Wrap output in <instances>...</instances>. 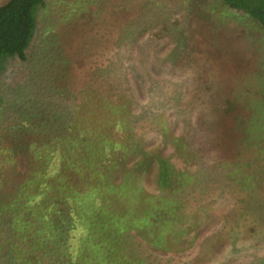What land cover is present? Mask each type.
Listing matches in <instances>:
<instances>
[{
  "label": "trees",
  "instance_id": "obj_1",
  "mask_svg": "<svg viewBox=\"0 0 264 264\" xmlns=\"http://www.w3.org/2000/svg\"><path fill=\"white\" fill-rule=\"evenodd\" d=\"M196 1L188 0L192 11ZM217 1L221 8H212L218 12L208 7L194 21L211 22L214 28L211 14L233 16L248 29L264 32V0ZM43 5L44 0L0 4V63L8 57L27 60ZM164 15L148 34H140L137 26L131 34L134 25L127 32L118 28L123 33L112 35L107 62L73 92L78 113L60 105L45 120V129L36 121L35 134L9 145L11 154L24 157L16 184H6L9 193L0 190V264H172L170 253L201 239L193 256L198 264L215 257L230 240L229 223L213 230L206 223L220 211L215 208L219 203L240 192L247 195L239 206L253 208L264 228V121L256 127L259 114L246 107L243 92L235 96L233 88L220 91L208 82L202 99L193 104L183 102V88L172 90L162 79L156 87L160 95L144 101V108L134 98L133 84L126 85L127 52L134 50L138 64L148 48L147 59L156 65L153 47L171 45L174 50L159 60L163 69L188 56L184 48L192 36L202 38L190 34L185 44L182 38L178 43L168 20L179 23ZM243 87L247 91L254 83ZM70 92L65 89L64 96ZM104 113L111 119L101 117ZM149 131L159 141L146 146L142 142ZM252 227L246 230L250 236ZM249 245L253 253L237 251V256L245 252L251 258L236 264H264V245Z\"/></svg>",
  "mask_w": 264,
  "mask_h": 264
},
{
  "label": "rangeland",
  "instance_id": "obj_2",
  "mask_svg": "<svg viewBox=\"0 0 264 264\" xmlns=\"http://www.w3.org/2000/svg\"><path fill=\"white\" fill-rule=\"evenodd\" d=\"M5 1L0 0V4ZM157 1L44 0V5L40 6L36 14L37 28L27 50V60L20 61L17 57H8L0 63V190H3L2 194L10 192V187L6 184L15 185L18 181V164L24 157L20 152L11 154L9 145L24 136L28 139L35 134L36 129L39 128L35 124L36 121H39L38 124L41 123V127L45 129V120L51 115L50 113L58 111L60 105H68L70 110L78 113L77 103L72 97L73 92L77 90L80 80L81 82L85 79L90 80L93 69L99 65L104 66V62H107L112 35L123 33L119 32L118 28H123L122 30L127 32V28L131 31L134 25L131 34L136 32V26L140 32L142 31L140 34H148L155 24L164 22V18H167L164 13H167L172 21L176 19L179 23L175 25L168 20L171 26L170 34H178V43L182 38L185 44L190 34L196 33L202 38L197 40L196 36H192L184 48L188 56L186 55L184 60L177 64L173 61L170 65L166 64L163 69L158 66L161 63L159 60L165 59L166 54L174 50L171 45L158 44L153 47L155 58L157 56L158 59L156 65L151 57L147 59L150 52L148 48H144L142 59L137 61L138 64L132 58L135 54L134 50L127 52L124 72L127 71L126 75L123 72V76H127L126 85L133 84L136 102L145 108L144 101L156 99L155 94L160 95L156 87L162 79L167 81L168 86H172V90L183 88L185 93L182 99L187 103L197 97L202 99L204 87L208 82H212L214 88L220 91L226 90V87L233 88L235 96L243 92L246 97L245 102L248 101L246 107L254 108L259 114L254 117V122H257L256 127L259 121H264V84H261L264 81V32L248 29L244 23H241L240 18L233 16L217 18L211 14L216 24L214 28L210 27L211 22L194 21V17L204 15L203 12L207 11L208 7V10L218 12L217 8H212H221L217 0H197L195 11L189 8L188 0H160L162 3ZM119 5H124L125 8L120 9ZM162 5L164 6L160 11ZM200 41L203 44H200ZM129 64L134 66L132 71ZM135 75L137 78L133 80ZM252 82L254 88L248 87L249 89L245 91L243 85ZM67 88L71 90L70 96H64ZM229 95L232 96L231 93ZM55 97L61 99H57L53 104L50 101ZM36 103H42L43 106L46 104L48 109L39 108ZM49 103L51 107L48 106ZM197 103L199 100H196ZM193 104H195L194 100ZM100 107L104 108L102 105ZM104 114L105 116L101 115V117L111 119L112 114ZM181 126L179 124V127H176L177 131L181 130ZM258 130L256 129L257 136ZM260 134L263 136L264 130L263 134L261 132ZM158 141L157 134L149 131L142 143L149 146ZM175 163L179 166L181 162L176 159ZM246 195L240 192L239 196L235 195L231 200L226 199L215 207L221 212L213 213V219L206 224L213 230L221 229L222 225L229 223L232 228L228 231L230 240L224 238L221 252L212 259L200 263L245 262L251 258L250 255H245V252L249 254L254 252L250 243L257 246L264 245L263 224L257 222L253 208L246 209L238 204V201ZM256 202L257 198L254 196L252 204ZM236 204L239 208H235ZM253 207L255 208L256 205ZM230 209L231 213H229ZM252 225L256 230L250 236L246 230ZM200 241L201 239L191 244L189 240L185 250L170 253L172 264H193V256L197 253ZM237 251L245 252L239 257ZM235 257L239 258L235 260Z\"/></svg>",
  "mask_w": 264,
  "mask_h": 264
}]
</instances>
